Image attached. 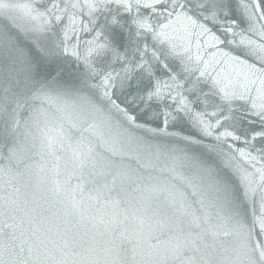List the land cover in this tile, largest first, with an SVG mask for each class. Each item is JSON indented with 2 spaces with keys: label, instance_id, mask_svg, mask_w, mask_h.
Segmentation results:
<instances>
[{
  "label": "snow or ice",
  "instance_id": "obj_1",
  "mask_svg": "<svg viewBox=\"0 0 264 264\" xmlns=\"http://www.w3.org/2000/svg\"><path fill=\"white\" fill-rule=\"evenodd\" d=\"M7 8L51 34L33 44L57 83L36 95L64 121L34 159L24 142L0 151V264H203L183 256L193 241L178 221L201 217L181 185L226 193L231 177L242 197L264 192V0H0ZM255 222L264 233V202ZM232 231L264 264V242Z\"/></svg>",
  "mask_w": 264,
  "mask_h": 264
},
{
  "label": "water",
  "instance_id": "obj_2",
  "mask_svg": "<svg viewBox=\"0 0 264 264\" xmlns=\"http://www.w3.org/2000/svg\"><path fill=\"white\" fill-rule=\"evenodd\" d=\"M7 2L15 5L23 0ZM0 33L12 41L11 47L7 44L0 47V151L7 156L10 146L24 142L29 146L28 157L34 159L43 135L64 121V113L58 104L36 95L40 84L57 83L46 70L48 61L33 44L36 40L46 46L52 36L32 31L30 18L18 8L0 9ZM123 46L131 47L127 35ZM21 55L30 65L28 70L20 63ZM60 83L68 84L67 81ZM27 162L22 161L20 167ZM226 182V193L209 189L194 193L187 185H181L191 207L201 217L199 226L185 217L178 221V228L193 241L185 248L183 256L195 257L203 264H250L251 260L260 264L258 252L253 255L241 249L232 225L244 226L250 241L260 239L264 242V233L255 222V217L261 214L264 192H257L254 198H245L234 178L227 177ZM166 210L171 214L170 207ZM166 236L167 233L160 239Z\"/></svg>",
  "mask_w": 264,
  "mask_h": 264
},
{
  "label": "clouds",
  "instance_id": "obj_3",
  "mask_svg": "<svg viewBox=\"0 0 264 264\" xmlns=\"http://www.w3.org/2000/svg\"><path fill=\"white\" fill-rule=\"evenodd\" d=\"M174 264H181V261L178 259L174 262Z\"/></svg>",
  "mask_w": 264,
  "mask_h": 264
}]
</instances>
